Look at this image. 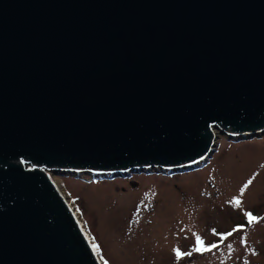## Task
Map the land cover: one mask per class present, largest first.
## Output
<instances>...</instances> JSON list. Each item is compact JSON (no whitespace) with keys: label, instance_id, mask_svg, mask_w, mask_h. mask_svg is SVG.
I'll use <instances>...</instances> for the list:
<instances>
[{"label":"water","instance_id":"obj_1","mask_svg":"<svg viewBox=\"0 0 264 264\" xmlns=\"http://www.w3.org/2000/svg\"><path fill=\"white\" fill-rule=\"evenodd\" d=\"M221 134H264V0H0V264H101L48 171L191 169Z\"/></svg>","mask_w":264,"mask_h":264},{"label":"rangeland","instance_id":"obj_2","mask_svg":"<svg viewBox=\"0 0 264 264\" xmlns=\"http://www.w3.org/2000/svg\"><path fill=\"white\" fill-rule=\"evenodd\" d=\"M154 169L123 176L48 171L101 264L264 262V219L249 225L246 216L264 217V134H221L202 166ZM237 225L244 227L233 231ZM197 236L210 250L195 251ZM177 249L191 255L178 257Z\"/></svg>","mask_w":264,"mask_h":264},{"label":"snow or ice","instance_id":"obj_3","mask_svg":"<svg viewBox=\"0 0 264 264\" xmlns=\"http://www.w3.org/2000/svg\"><path fill=\"white\" fill-rule=\"evenodd\" d=\"M251 183H252V181L249 180L248 183L244 187L247 188L248 185L251 184ZM241 192L243 193V189L241 190ZM234 203L237 206H239L240 203H241V201H240L239 198H236L235 201H234ZM246 216H247V220H248V224L249 225L258 222L261 219H264V217L254 216L251 212L246 213ZM242 227H244V226L243 225H237L236 229H234L233 231H237V230H239ZM213 231H215V230H213ZM226 235H229L230 236V235H232V233L229 232ZM216 246L217 245H215V244L211 245V247H216ZM208 250H210V249L207 248V247H204L203 240L199 236H197V247L195 248V251H208ZM176 252H177V256L178 257L183 256V255H191L190 252L189 253H183L179 249H177Z\"/></svg>","mask_w":264,"mask_h":264},{"label":"bare ground","instance_id":"obj_4","mask_svg":"<svg viewBox=\"0 0 264 264\" xmlns=\"http://www.w3.org/2000/svg\"><path fill=\"white\" fill-rule=\"evenodd\" d=\"M212 132H214V133H217V130L216 129H212ZM51 179H52V181L57 185V183H56V181H55V179H53L52 177H51ZM58 186V185H57ZM60 190V189H59ZM60 192H61V190H60ZM62 193V192H61ZM63 194V193H62ZM70 205V204H69ZM72 210H73V208H72ZM73 212H74V210H73ZM74 216L76 217V220H77V222H78V224L80 225V227L82 228V230H83V232L85 233V235H86V237H87V234H86V231H85V227H84V224H83V222L81 221V218L74 212ZM88 238V237H87ZM89 243H90V241H89ZM90 245H91V243H90ZM91 247L92 248H94L92 245H91ZM94 250V249H93ZM96 253V252H95ZM98 256V255H97ZM100 261V260H99Z\"/></svg>","mask_w":264,"mask_h":264}]
</instances>
